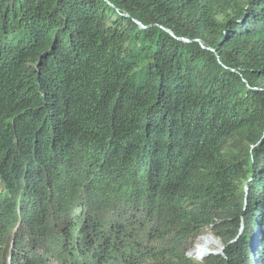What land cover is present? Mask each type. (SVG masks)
Masks as SVG:
<instances>
[{
  "label": "trees",
  "instance_id": "16d2710c",
  "mask_svg": "<svg viewBox=\"0 0 264 264\" xmlns=\"http://www.w3.org/2000/svg\"><path fill=\"white\" fill-rule=\"evenodd\" d=\"M0 264H264V0H0Z\"/></svg>",
  "mask_w": 264,
  "mask_h": 264
},
{
  "label": "rangeland",
  "instance_id": "374dc122",
  "mask_svg": "<svg viewBox=\"0 0 264 264\" xmlns=\"http://www.w3.org/2000/svg\"><path fill=\"white\" fill-rule=\"evenodd\" d=\"M205 240L210 241V242H214L216 244V246L215 245L211 246V248L208 249L206 254H204L202 256V255H200V252L198 251V249L200 248V245H204V244H202V241H205ZM222 252H223V247L221 245V242L214 239L212 236L207 235V236H205L199 240L198 244L195 246L193 251L190 253V256L197 261H201L204 257H206L210 254H222Z\"/></svg>",
  "mask_w": 264,
  "mask_h": 264
},
{
  "label": "bare ground",
  "instance_id": "6f19581e",
  "mask_svg": "<svg viewBox=\"0 0 264 264\" xmlns=\"http://www.w3.org/2000/svg\"><path fill=\"white\" fill-rule=\"evenodd\" d=\"M202 244L204 245H200V248L198 249V251L200 252V255H204L206 254V252L208 251V249L211 248V246L215 245L216 244L214 242H210V241H202Z\"/></svg>",
  "mask_w": 264,
  "mask_h": 264
}]
</instances>
